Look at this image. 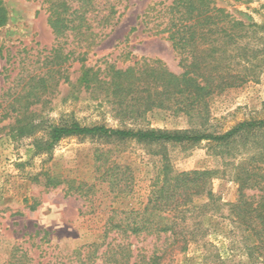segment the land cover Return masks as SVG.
<instances>
[{
    "label": "rangeland",
    "instance_id": "1",
    "mask_svg": "<svg viewBox=\"0 0 264 264\" xmlns=\"http://www.w3.org/2000/svg\"><path fill=\"white\" fill-rule=\"evenodd\" d=\"M97 1L100 6L116 5L119 20L105 30L106 35L89 52V66L126 68L136 61L147 60L159 61L176 74L182 72L180 55L167 34L157 32L163 29L168 17L167 7L174 0ZM3 2L9 19L0 27V100L12 101L31 77L38 78L52 70L54 81L43 98V117L56 122L76 119L83 125L124 128L125 123L105 95L80 84L82 50L72 37L55 36L48 24L49 2ZM215 3L246 24L264 25V0H215ZM263 34L264 29H261L259 35ZM56 55L62 56L56 58ZM257 73L255 79L243 86L229 88L210 98L208 119L203 128L223 134L242 122L264 120V67ZM8 122H1L0 127ZM139 125L185 130L200 125V120L191 121L186 115L155 108L140 119ZM246 135L248 138L240 137L222 150L207 140L195 145H147L70 137L56 145L52 156H34L28 151L31 139L16 141L8 134V129L1 132L0 264H77L78 257L88 252L86 245L105 241L94 257L95 262H104L111 253L106 249L107 244L112 238L121 240L114 233L104 239L108 218L116 209L143 208L163 178L166 165L179 172L214 171L211 187L218 200L202 217L207 235L185 251L177 247L170 250L160 264H264L248 259L232 233L234 226L230 220L231 204L236 202L239 188L234 180L235 167L248 162L255 152L264 151L252 143L264 141V130ZM98 152L108 155L98 161ZM114 163L132 171V188L124 193H119L103 179L106 167ZM46 173L76 180L74 185L85 183L82 194L71 193L68 183L46 186ZM207 202L206 196L196 199L198 205ZM131 241L139 248L135 254H140L137 261L141 264H144L142 256L148 257L154 249L166 244L164 237L160 240L131 238ZM22 253L27 255L24 260L20 258ZM204 255L208 258L204 259Z\"/></svg>",
    "mask_w": 264,
    "mask_h": 264
},
{
    "label": "trees",
    "instance_id": "2",
    "mask_svg": "<svg viewBox=\"0 0 264 264\" xmlns=\"http://www.w3.org/2000/svg\"><path fill=\"white\" fill-rule=\"evenodd\" d=\"M47 1L48 24L55 36L72 37L82 50L79 54L80 84L100 90L125 127L83 125L76 119L56 122L43 117V98L54 81L50 70L44 76L31 77L12 101L5 103L0 100V123L9 120L0 127V133L8 129V134L16 141L31 139L28 151L34 156H52L56 145L70 137L104 142L135 141L147 145H195L207 140L216 143L222 150L236 143L240 137L248 138L246 133H262L264 130V120L242 122L223 134L203 128L208 119L210 98L229 88L243 86L255 79L258 70L264 67V34L259 35L264 25L246 24L236 19L218 7L215 0H174L167 7L168 17L163 29L157 32L166 33L180 55V74L170 71L159 61L147 60L136 61L126 68L111 65L103 69L89 66L87 58L99 44V39L106 35L105 30L118 22L116 5L107 3L100 6L97 0ZM8 19V9L0 0V27L6 25ZM61 56L56 55V58ZM39 104L42 106L38 107ZM155 108L186 115L191 121L199 119L200 125L185 130L139 125L140 119ZM252 143L264 149V141L255 140ZM106 155L107 152H98L96 160ZM235 169L234 180L239 188L238 198L230 209V220L234 226L232 233L251 262L264 263V151L255 152L248 162ZM213 173L211 170L179 172L166 165L163 178L156 184L143 208L116 209L114 215L108 218L104 239L112 233L121 239L118 242V239L112 238L107 244L106 249L111 251L109 259L102 263L94 261L105 245L103 241L86 245L88 252L84 257H78L77 264H141L137 261L140 254H135L139 248L135 247L131 238L154 237L160 240L164 237V246L154 249L148 257L142 256L144 264H160L175 247L185 251L190 245L198 243L207 235L202 217L208 207L218 200L211 187ZM44 175L46 186L68 183L71 193L82 194L85 183L74 185L76 180L48 173ZM38 178L39 175L36 176ZM103 179L119 193H124L132 188L133 174L129 167L114 163L106 167ZM247 190L254 193L249 194ZM202 196H206L208 202L198 205L196 199ZM204 245L207 247L209 243L206 241ZM26 256L22 253L20 258Z\"/></svg>",
    "mask_w": 264,
    "mask_h": 264
}]
</instances>
